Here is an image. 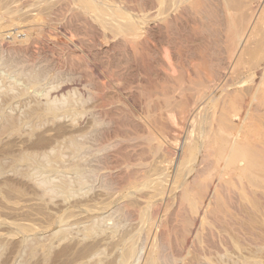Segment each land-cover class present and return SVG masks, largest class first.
Returning <instances> with one entry per match:
<instances>
[{
    "label": "bare ground",
    "instance_id": "6f19581e",
    "mask_svg": "<svg viewBox=\"0 0 264 264\" xmlns=\"http://www.w3.org/2000/svg\"><path fill=\"white\" fill-rule=\"evenodd\" d=\"M17 1H10L11 10L6 3L7 13L2 9L4 19L12 18L7 29L0 26V50L26 61L25 55L54 46L70 50L80 63L79 44L93 60L84 56L90 78L81 87L92 104L83 110L92 130L86 142L76 143V150L91 158L86 156L90 161L77 173L83 180H98L100 193L90 198V205L79 203L80 215H95L109 206L123 225L136 223L135 234L152 236L143 264H174V241L196 251L190 264H210L215 244L241 232L251 206L264 214V0ZM36 8L41 11L31 21L27 15L38 12ZM56 24L71 35L68 41L58 40ZM14 30L27 45L6 42ZM23 45L31 47L29 53ZM148 60L160 61L161 71H153L152 63L143 75ZM146 184L152 185L149 191ZM255 242L243 247L244 255L237 254L238 263L257 259ZM128 256L120 262L129 263L134 255Z\"/></svg>",
    "mask_w": 264,
    "mask_h": 264
},
{
    "label": "rangeland",
    "instance_id": "374dc122",
    "mask_svg": "<svg viewBox=\"0 0 264 264\" xmlns=\"http://www.w3.org/2000/svg\"><path fill=\"white\" fill-rule=\"evenodd\" d=\"M0 1H3V4L5 3L1 6L2 3L0 2V17L2 16L3 18L7 13V4L11 2L13 4L14 0ZM28 1L31 2L33 0ZM28 1L19 0L16 3L18 4V2H20V4H22ZM16 3L15 5H17ZM5 5L7 8L5 7L6 9L4 10ZM11 5L9 4L10 10ZM40 8H36L38 9V12H35L36 10L34 9L35 11H32L33 13L31 12L27 15L29 18L31 17V21H33V15L39 13L44 7H42L41 10ZM2 9L6 12H4L5 14ZM18 16L20 19L21 16ZM24 16L26 18L25 20H27L26 15ZM24 16H22V19L20 20H24ZM13 17H15V15ZM11 18L0 19L3 22H0V26L4 24L3 29H5V27L7 29V23L9 22L10 24ZM9 26L10 25H8V27ZM56 27L59 34L58 40L62 38L61 40L68 41L67 39L70 38L71 35H68L67 33L65 34L63 25L56 24ZM11 32H13V34ZM11 32V34H8L6 37V42L7 40L9 41L7 43H11V40H17L19 43L25 44V40H22L25 39L23 34L21 37V34L18 33V31L14 30ZM15 32L18 34H15ZM73 36L75 35L73 34ZM105 36L106 38H109L110 34L109 36ZM72 38L77 39L78 37L76 36V38ZM101 39H99V41H101ZM25 45L23 46L27 48L26 50L29 53L31 47L29 48ZM77 46V50L82 53H79L81 59L80 63L75 60L76 56H74L73 60V54L70 50L61 51L59 47L54 46H52L53 48L50 47L51 49L43 48L47 50L41 49L43 53L39 50L41 54L39 52H37V54L34 53V55L37 57L39 56L38 58L41 60L44 58V62L41 60L39 61L33 53H29L28 56L25 55L27 59L26 61H22L14 56V59H11L13 58L11 57V54L8 52L6 53V50H0V264H123L125 261H120L123 260V257H126L124 260H127L129 257L128 255L130 254L134 255L133 259H130L132 263L130 261L127 263L126 261V264H143L146 257L145 255L150 248L152 236L146 231L145 233L142 232L143 236H141L142 234L137 235L139 232L135 234L136 223L131 226H129L130 223L129 225H123L125 222H123L117 215L118 218L114 216L115 211L109 206L108 208L103 209V212L100 211V213H96L98 215L97 217H100L99 219L95 217L96 214L89 215L91 213H83L84 215H80L78 211L80 210V212H82L80 204H82V206H85L86 203L87 205L92 204V199L95 200L98 196L97 194L100 193V182L86 176L85 180L81 179L84 176L80 174V169H78V172L80 173H77V168L83 166L82 164L87 165L90 161L89 158H91L90 155H86L88 153H79L76 150V143L86 142V140L89 139L87 137H90V132L92 130L89 115L87 113L85 115L83 114L85 108V112L90 108L91 102L86 101L84 96L85 93L82 92L81 87L90 78L86 71V64L88 61L93 62L91 58H87L83 55L85 46H79V44H77ZM54 50H58L59 54L56 52V54H58L56 55ZM49 54L50 56H48ZM69 55H71V57ZM31 56L34 57L31 58ZM64 56L67 57L64 58ZM84 56L87 58V62H85L86 59ZM28 57L31 58V61ZM35 57L37 61L35 60ZM68 57H70L69 61ZM15 58L20 61L18 62ZM33 61L36 62L33 63ZM58 61H60V65ZM151 61L152 60H148L147 66L149 67L146 66L147 69L145 66V69L141 67V70L143 68L142 71L145 70L143 75L144 73L147 74L151 69L156 71V67L159 68L158 65L160 64L158 63H160V61ZM154 61H156L157 64ZM20 62L23 66L20 65ZM26 62L27 64H25ZM81 62L84 65L81 64ZM90 62L88 64H90ZM68 63H70L71 66ZM152 63L155 64V67H153L154 65ZM50 64L52 66H50ZM44 67L48 70H46V73H49H47V76ZM160 68H162V66ZM160 68L157 69V71H161ZM74 69L76 70L74 71ZM77 69H80V71L77 72ZM84 71L87 74L86 76L84 75ZM142 71L139 72L142 74ZM56 73H63L65 76L63 74L57 75ZM74 74L77 76L74 77ZM52 76L56 78L54 79ZM68 78H70V80H68ZM71 79H74V81ZM84 132H86V136H84ZM82 135L83 137L81 138ZM77 152L79 154H77ZM86 156H89V158ZM79 161H81V164L77 163ZM145 186H148L149 191L152 185L146 184ZM80 190L82 191L80 192ZM146 191L147 189L143 192L146 193ZM253 207L254 205L251 206L252 211H248L249 217L247 218L248 215H245L244 217V221L247 223L245 222L243 225L244 230L240 228V231L243 234L239 231L240 234L234 232L225 237L226 239L223 238V240L225 239L227 241L224 240L223 242L222 240L217 242L218 244H215L217 247L214 249L213 255L210 257L213 260L210 259L211 262L208 260L210 264H218L219 262L220 264H235V261L237 264L240 261L237 259L238 255L240 256L239 253H241V256L244 255L243 252L245 251L243 249L247 247V243L249 244L251 241H256V245L261 243L260 245L263 247L253 245L256 247V249L253 248V252L254 256H257V259L251 260L250 263L264 264V214H259L260 212L256 211L255 207ZM111 210H113L114 213ZM108 211L112 213H109ZM70 215L71 217H69ZM258 215L259 217H257ZM64 216L68 218L64 219ZM86 217L87 220L85 219ZM119 218L121 221H117ZM246 218H250V221H247ZM104 220L107 221L105 222ZM109 224H111V226ZM60 225H63L64 227L61 228ZM111 231H114L113 234H111ZM246 232L247 234L244 236V233ZM130 233H132L133 236ZM251 234L255 235L254 241L250 239ZM259 234L262 235V237ZM139 236L141 238H139ZM125 238H127V241L125 240L126 242H122L121 239ZM142 238L143 240L141 241ZM237 238L238 240H236ZM257 238L258 240H256ZM119 240L120 243L117 242ZM232 241H234V243H232ZM143 242L144 244H141ZM235 242L238 243V245L240 243V250L236 247L237 244ZM223 243L226 245L229 244L227 245V247H229L226 250L222 249L224 247H221L224 246ZM129 245L132 247V252L130 254H128V252L131 251ZM177 245L178 244H175V241L171 244V252L173 251V256H175L174 258L177 260L174 264H190L191 259L196 255L190 254L196 253V251L192 248H185L181 245L182 248ZM134 246H136V249ZM179 248H181V250ZM136 251L138 253H136ZM216 251L219 253L218 255ZM197 253L198 255L201 254L199 250ZM219 255L220 257H218ZM135 256L140 259L137 260ZM198 257L201 258L202 262H205L202 255Z\"/></svg>",
    "mask_w": 264,
    "mask_h": 264
}]
</instances>
